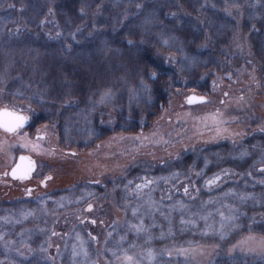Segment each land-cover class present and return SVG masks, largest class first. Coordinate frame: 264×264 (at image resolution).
Instances as JSON below:
<instances>
[{
  "label": "rangeland",
  "instance_id": "obj_1",
  "mask_svg": "<svg viewBox=\"0 0 264 264\" xmlns=\"http://www.w3.org/2000/svg\"><path fill=\"white\" fill-rule=\"evenodd\" d=\"M24 2L0 0V17L13 14L19 21ZM110 3L117 19L108 21L104 14ZM17 5L20 10L15 13L12 6ZM160 7L166 12L157 10ZM263 11L264 0H103L84 30L92 36L98 30L109 31L110 25L113 35L126 29L117 39L102 40L104 49L109 42L123 46L118 45L113 58L104 51L88 70L89 110L66 118L57 110L45 117L47 123L36 133H46L57 147L67 144L83 150L112 133L149 131L170 106L179 100L187 103L190 94L219 97L214 74L232 83L236 67L256 73L257 92L264 96ZM135 21L144 23L142 37L127 31ZM140 49L160 62L168 59L173 65L175 60L177 80L173 84L170 79L155 80L150 77V71L158 77L154 70L142 74ZM7 76L0 74V107H14L29 119L42 116L32 90L10 87ZM248 156L244 144L233 145L226 157L239 166L213 174H205L212 162L205 153L186 170L153 175L150 166L135 178L123 172L122 189L113 186L99 197L83 188L73 193L65 182L55 189L56 201L46 196L16 207L0 206V264H216L224 257L231 264H262L264 235L242 234L223 244L242 228L246 206L264 201V154L260 168L256 165L241 174L240 164ZM115 189L122 190V201L115 202ZM97 207L115 211L113 216L107 212L105 219L103 212L100 216L94 210ZM86 210H92L86 216L96 220L95 226L81 225ZM102 219L112 226L106 230L99 225Z\"/></svg>",
  "mask_w": 264,
  "mask_h": 264
},
{
  "label": "trees",
  "instance_id": "obj_2",
  "mask_svg": "<svg viewBox=\"0 0 264 264\" xmlns=\"http://www.w3.org/2000/svg\"><path fill=\"white\" fill-rule=\"evenodd\" d=\"M102 2L103 0H25V9L19 21L13 14L3 13L0 17V74H10L9 79V76L6 77L10 87L32 90L31 94L40 105L37 106L42 115L39 118L53 116V112L57 110L64 118L76 113L84 114L89 110L87 103L92 93L87 87L88 70L94 68L92 65L97 63L95 59L104 51H107L110 58L115 57L119 51L118 45H121L109 42L104 49L102 40L104 37L117 39L122 32H126L125 29L113 35L110 25L109 31L104 34L101 30L92 36L86 33L87 29L84 28L89 16ZM112 6L110 3L104 14L105 20L117 19L113 17L116 15ZM12 7L15 13L20 10L18 5ZM162 7L157 10L166 12ZM263 12L261 15L264 20ZM143 27L144 23L135 21L127 31L142 37ZM125 47L127 48L124 44ZM139 53L142 74L144 71L154 70L158 77H154L151 71L150 77L152 75L155 80L170 79L172 84L177 80L175 60L171 65L168 59L161 62L152 59L144 49H140ZM110 58L108 64L112 61ZM233 72L237 78L232 83L223 81L221 75L214 74L219 82L214 86L219 97H205L204 102L192 105L179 100L172 105L175 108L170 106L168 111L161 114L151 130L142 129L135 134L112 133L98 141V146L105 145L107 148L106 163L121 166L123 172H127L126 177L132 178L137 174H145L150 166L153 175L166 174L173 168L186 170L189 166L193 167L192 160L199 154L209 153L212 162L205 174H213L226 166H239L238 162H232L226 155L233 145L244 144L249 156L240 164L241 174L256 165L260 168V155L264 154V96L257 92L259 80L253 70L236 67ZM203 91L208 92V89ZM100 157L102 160L101 153L97 155V158ZM200 162L201 160L197 166H200ZM137 164L140 167L134 169ZM83 173L84 169L77 174ZM67 175L66 173L65 178ZM199 181L201 182V178L197 180V184ZM176 196H183V193ZM246 207L241 215L242 228L234 231L223 242L224 246L242 234L264 235V201L251 203ZM216 264L231 263L224 257Z\"/></svg>",
  "mask_w": 264,
  "mask_h": 264
},
{
  "label": "flooded vegetation",
  "instance_id": "obj_3",
  "mask_svg": "<svg viewBox=\"0 0 264 264\" xmlns=\"http://www.w3.org/2000/svg\"><path fill=\"white\" fill-rule=\"evenodd\" d=\"M3 109L20 114L26 119L13 131L0 126V201H13L10 204L2 202L0 206H18L24 201H43L46 196H51L52 201H56L53 199L56 196L55 189L65 182L68 183L69 188H72L73 193H77V190L83 188L89 193H92V190L95 191L92 195H96V197L113 186L122 189L123 182L119 178V174L123 173V168L117 164L108 165L106 163L107 148L105 145L98 146L97 143L93 147L83 150H75L68 147L67 144L62 145L68 148L57 147L48 140L46 133H36L37 129L47 123L46 120L39 117L29 119L25 112L14 107H0V111ZM0 119L7 120L9 118ZM99 153L102 154V160L101 157L97 158ZM65 168L68 171L66 178L65 173L61 174ZM83 169L84 173L78 175V171ZM121 189H115V202L122 201ZM90 209L93 210V206H90ZM92 210H86L83 219H80L83 227L97 224L95 219L86 216ZM94 210L100 211V216L103 212L105 219L108 215L107 212L113 216L115 211L113 208L105 211L99 207ZM104 224L103 219L100 220L99 225ZM104 226L107 230L112 224Z\"/></svg>",
  "mask_w": 264,
  "mask_h": 264
},
{
  "label": "snow or ice",
  "instance_id": "obj_4",
  "mask_svg": "<svg viewBox=\"0 0 264 264\" xmlns=\"http://www.w3.org/2000/svg\"><path fill=\"white\" fill-rule=\"evenodd\" d=\"M192 99H195V98L194 97L190 98L189 102H191ZM0 117L9 118L7 120L0 119V126L6 127L9 131L15 130V128L19 127L24 122V120L26 119L23 116L15 115V114L7 112V111L0 113ZM13 174L15 175V173H13Z\"/></svg>",
  "mask_w": 264,
  "mask_h": 264
},
{
  "label": "water",
  "instance_id": "obj_5",
  "mask_svg": "<svg viewBox=\"0 0 264 264\" xmlns=\"http://www.w3.org/2000/svg\"><path fill=\"white\" fill-rule=\"evenodd\" d=\"M193 97H194L195 99H192V101L189 102V99H190V98H193ZM205 100H206V99H205L204 97H202V96H198V95H195V94H190V95L187 97V103H188L189 105L196 104V103H201V102H204ZM5 111L10 112V113H13V114H15V115L22 116V115H20V114L14 113V112H12V111H10V110H7V109H3V110H1L0 113H3V112H5ZM0 118H3V117H0ZM1 127H3V126H1ZM3 128H6V127H3Z\"/></svg>",
  "mask_w": 264,
  "mask_h": 264
}]
</instances>
